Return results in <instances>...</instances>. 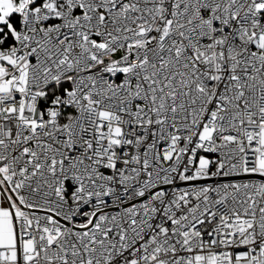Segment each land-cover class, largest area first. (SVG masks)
I'll return each mask as SVG.
<instances>
[{
    "label": "snow or ice",
    "instance_id": "obj_1",
    "mask_svg": "<svg viewBox=\"0 0 264 264\" xmlns=\"http://www.w3.org/2000/svg\"><path fill=\"white\" fill-rule=\"evenodd\" d=\"M0 264H264V0H0Z\"/></svg>",
    "mask_w": 264,
    "mask_h": 264
}]
</instances>
